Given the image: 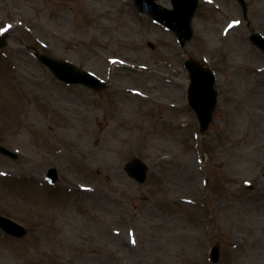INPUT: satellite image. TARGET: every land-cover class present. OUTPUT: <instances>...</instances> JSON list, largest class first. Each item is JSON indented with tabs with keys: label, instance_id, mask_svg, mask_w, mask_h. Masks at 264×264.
Here are the masks:
<instances>
[{
	"label": "rangeland",
	"instance_id": "obj_1",
	"mask_svg": "<svg viewBox=\"0 0 264 264\" xmlns=\"http://www.w3.org/2000/svg\"><path fill=\"white\" fill-rule=\"evenodd\" d=\"M192 29L182 48L132 0H0V145L19 155L0 154V214L27 230H0V264H264V0H198ZM37 54L107 84L67 85ZM187 56L216 78L203 134Z\"/></svg>",
	"mask_w": 264,
	"mask_h": 264
},
{
	"label": "water",
	"instance_id": "obj_2",
	"mask_svg": "<svg viewBox=\"0 0 264 264\" xmlns=\"http://www.w3.org/2000/svg\"><path fill=\"white\" fill-rule=\"evenodd\" d=\"M156 0H134L135 6L141 11L149 14L154 21L166 26L171 30L181 47L185 46L192 37L191 22L195 13L198 0H170L172 9H168L158 3ZM243 1V0H242ZM250 40L264 51V37L259 33H252ZM5 42L0 38V47ZM40 62L45 64L53 74L60 80L67 83H83L91 88L100 89L103 83L94 75L79 70L77 67L67 61H58L44 55L38 56ZM184 66L188 71V92L187 101L197 115L200 124V132L203 133L212 119V112L215 107L217 92L214 89V74L198 61L188 57ZM0 153L16 157V154L0 146ZM127 174L142 183L145 181L148 173L147 164L139 157L125 164ZM51 181L56 179V171L51 169L48 173ZM0 226L8 233L22 237L25 235V229L12 220L0 216ZM219 258V246L214 245L210 251V259L216 262ZM42 264V263H38ZM54 264V263H51Z\"/></svg>",
	"mask_w": 264,
	"mask_h": 264
}]
</instances>
